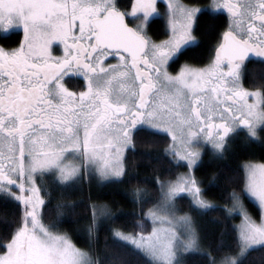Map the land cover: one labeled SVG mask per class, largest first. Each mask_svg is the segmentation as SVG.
<instances>
[{"label": "snow or ice", "instance_id": "6c2138e0", "mask_svg": "<svg viewBox=\"0 0 264 264\" xmlns=\"http://www.w3.org/2000/svg\"><path fill=\"white\" fill-rule=\"evenodd\" d=\"M209 7L229 17L214 57L172 74L170 61L196 42L200 8L168 0L170 35L157 43L148 33L150 17L161 15L158 0H0V38L22 30L14 47L0 45V191L23 206L15 229L0 241V264H98L42 222L38 179L67 187L121 177L125 150L144 136H169L166 152L191 169L201 137L222 154L242 128L257 139L264 133V83L256 91L240 83L248 57L264 58V0H213ZM247 173V190L264 210V165H249ZM159 184L162 202L148 214L169 227L114 235L153 264H180L177 248L199 245L192 217L175 214L176 197L191 193L196 210L210 205L188 174ZM233 199L227 211L239 208L244 223L219 264H244L253 246L264 248V217L256 223ZM95 225L94 214L90 233Z\"/></svg>", "mask_w": 264, "mask_h": 264}, {"label": "trees", "instance_id": "16d2710c", "mask_svg": "<svg viewBox=\"0 0 264 264\" xmlns=\"http://www.w3.org/2000/svg\"><path fill=\"white\" fill-rule=\"evenodd\" d=\"M183 1L198 5L211 2ZM120 3L126 5L128 0H120ZM150 24L149 34L154 40L168 36L167 23L162 16L152 18ZM227 24L228 18L224 13L203 9L194 27L197 42L187 46L177 60L170 62V71H179L183 64L203 66L209 62ZM18 39H22L20 32L11 34L10 39L0 38V42L6 46L15 45ZM248 63L245 84L258 89L264 83V60ZM77 83L73 81V84ZM229 141L224 154L213 157L207 152L195 168L203 194L214 201V205L196 216L205 250L184 254L181 264H211L212 259L222 260L225 252L235 249L239 216L231 215L226 205L231 203L233 194L244 198L252 215L261 217L258 205L246 193L243 163L251 160L264 162V133H260L257 139L249 137L242 128ZM170 144V137L163 133L134 139L133 146L125 154V171L121 180L100 185L85 181L66 187L48 176L38 179L44 189V223L54 224L55 230L68 234L78 247L88 250L98 264H153L142 250L118 239L111 230L118 227L137 235L151 232L153 223L146 216V211L161 198L159 181L175 178L184 169L183 164L166 152ZM142 189L144 196L138 198ZM94 203L106 205L110 213L90 233ZM177 203L181 212H194L190 196L180 195ZM22 208L8 193H0V241L15 229ZM242 259L244 264H264V248L255 246Z\"/></svg>", "mask_w": 264, "mask_h": 264}, {"label": "rangeland", "instance_id": "374dc122", "mask_svg": "<svg viewBox=\"0 0 264 264\" xmlns=\"http://www.w3.org/2000/svg\"><path fill=\"white\" fill-rule=\"evenodd\" d=\"M177 2H179V3H183V4H185V5H188V6H191V7H196V8H200L201 10H203V9H208V10H210V11H214V12H222L223 10H213L212 8H210L209 7V5H211L212 4V2H213V0H211V2L209 3V4H206V5H198V4H188L186 1H183V0H177ZM167 3H168V0H158V8H159V11H160V13H161V15L160 16H162L163 18H164V20H165V23H167V32H168V34L170 35V29H169V27H168V21H167V17H165L164 15H163V13L166 11V8H167ZM154 17H158V16H152V17H150V20L152 19V18H154ZM195 27V26H194ZM149 34V33H148ZM193 35L195 36V38H196V42H197V36H196V34L194 33V30H193ZM149 36L151 37V39L152 40H154L153 39V36H151L150 34H149ZM166 39H168V36L166 37V38H164V39H162V40H154V41H156L157 43H159V42H161V41H163V40H166ZM191 44H189L188 46H190ZM171 62V61H170ZM209 64V62L207 63V64H203V66H197V65H192L193 67H196V68H200V67H204V66H206V65H208ZM184 65V64H183ZM170 68V67H169ZM169 70V72H171L172 74H176L177 72H172V71H170V69H168ZM239 133V132H238ZM245 133L247 134V131L245 130ZM230 139V138H229ZM229 141V140H228ZM228 141L226 142V145H225V148L223 149V151H222V154H224L225 153V150H226V148L228 147ZM230 142V141H229ZM170 143H172V141H171V138H170ZM131 147V146H130ZM128 149V148H127ZM127 149L125 150V152H124V158H123V166H124V171H125V154H126V152H127ZM193 150H195V151H198L199 152V158H198V160H197V163L191 168V169H189L188 167H187V161L186 160H181V159H179V158H174L177 162H179L180 164H183L184 165V169L181 171V172H179L178 174H177V176L175 177V178H172V179H167V180H165V181H175L178 177H181V176H184L185 174H188V175H190L191 177H193L196 181H197V186L201 189V192H202V185H200V182H199V178H198V176L195 174V168L197 167V165L199 164V162L201 161V159H202V157H203V155L205 154V153H207V152H210V154L213 156V157H218V156H220L221 155V153H219V152H217L215 149H213V147H212V145L210 144V143H208L203 137H201L200 138V140L198 141V142H196L195 144H194V147H193ZM72 159H75V156H73V157H71ZM249 165H256V166H260V165H264V162L262 161V162H260V161H256V160H251V161H245L244 163H243V166H244V170H245V172H246V193L248 194V196H249V198L252 200V201H254L257 205H258V207H259V209H260V215H261V217L260 218H256L254 215H252V213L250 212V210L248 209V207H247V204H245V200H244V198L242 197H240L239 195H235V196H237L238 198H239V201H240V203L243 205V209L247 212V214L252 218V220L253 221H255L256 223H261L262 222V217H264V210H262L261 209V206H260V204H259V202H258V200L255 198V197H253V196H251V194L248 192V190H247V184H248V173H247V169H248V166ZM121 178H122V176L121 177H118V178H110V179H107V180H99V179H93L91 182H92V184H96V185H100L101 183H103V182H108V181H111V180H121ZM163 181V180H162ZM98 183V184H97ZM38 186H40V182L38 181ZM14 191H15V189H13ZM0 193H6V192H3V191H0ZM140 195H137V197L138 198H140V197H142V196H144L143 194H144V189H142V190H140V192H138ZM202 194H203V192H202ZM180 195H185V196H190L191 197V204H192V207L194 208V206H193V197H192V194L191 193H189V192H184V193H180L177 197H176V199H175V214L177 215V216H184L185 214H187L188 216H190V217H192V219L194 220V222H195V226H196V231H197V235H198V248H195V249H192V250H189V251H185L184 250V248L183 247H178L177 248V250H176V257H177V259L180 261V264H181V259H182V256L184 255V254H186V253H188V252H190V251H198V252H201V250H205L204 249V247H203V241H202V239H201V237H200V232H199V228H198V226H197V215H199V212H203L204 210H206V209H199V210H196L195 208L193 209L194 210V212L192 211V212H190V211H188V212H181L180 211V207L178 206V203H177V198L180 196ZM161 197V196H160ZM203 199L206 201V202H208V204L210 205V206H212V205H214V201H212L211 199L209 200L208 198H206V196L203 194ZM162 202V200H161V198H160V200L157 202V203H155V205H153V206H151L150 208H148V210L146 211V216L149 218V219H151V221H152V223H153V226H152V228H151V232H152V230H153V228H160V229H163V228H167V227H169L168 225H166V224H160V223H158V222H154V220H153V218L148 214L149 213V211L150 210H156V207H157V205H159L160 203ZM233 204H234V199L232 198V201H231V203L230 204H226L227 205V209H232L233 208ZM94 206H95V208L93 207V211H94V214H95V216H96V224H99V225H101L102 224V222H103V220H105V219H107V217L109 216V213H110V210H109V208L106 206V205H104V204H97V203H94ZM208 208H210V207H208ZM207 208V209H208ZM43 209V208H42ZM42 209H41V213H42ZM231 213V215L232 214H234V215H236V216H239L238 217V220L236 221V226H237V229H238V235H239V228L242 226V224L244 223V216H243V214L241 213V211H240V209L239 208H237V209H235V210H233V211H231L230 212ZM229 213V214H230ZM42 222L44 223V220H43V213H42ZM98 225V226H99ZM115 229H118L119 231H121L122 233H125V234H133V233H131V232H129V231H126V230H122L121 228H118V227H113V229L111 230V232H112V235H114V231L113 230H115ZM57 233H59V234H66V233H64V232H62V231H57V230H55ZM151 232H149V233H151ZM180 232H183V230L182 229H180V230H178V234L180 233ZM149 233H147L146 235H144V236H147ZM137 235V234H136ZM185 235H186V233H185ZM67 236H68V238L70 239V241H71V243L76 247V248H78V249H80V250H82V251H84V252H86V253H88V255L94 260V258H93V255L92 254H90L89 253V251L88 250H86V249H84V248H80V247H78L74 242H73V240L71 239V237H69V235L67 234ZM115 236V235H114ZM116 237V236H115ZM118 239H120L119 237H117ZM181 240H184V235H181ZM134 246V245H133ZM256 246H259V245H256ZM253 248H255V246H253L251 249H253ZM250 249V250H251ZM150 257V256H149ZM150 259H151V262L153 263V261H152V258L150 257ZM217 261V264H219V262L221 261V260H216Z\"/></svg>", "mask_w": 264, "mask_h": 264}, {"label": "flooded vegetation", "instance_id": "af4514ba", "mask_svg": "<svg viewBox=\"0 0 264 264\" xmlns=\"http://www.w3.org/2000/svg\"><path fill=\"white\" fill-rule=\"evenodd\" d=\"M234 2H235V0H234ZM221 10H223V9H221ZM220 13H224V14L227 16L228 20H229L228 14H227V12H226L225 10H223V11L220 12ZM225 30H226V29H225ZM225 30H224V31H225ZM17 32L22 33V30L14 28V29L12 30V33H11V34H14V33H17ZM11 34H10V35H11ZM15 42H16V41H15ZM0 45H3V46H5V47H14V46L16 45V43H15V45L10 44V45H7V46H6V45H4L2 42H0ZM257 60H264V58H261V57H253V58H250V59L246 60V62H244V64L242 65V68H241V80H240V83H241L242 86H243L245 89H247L248 91H256L257 89L251 88V87H249L248 85L245 84V77H246L245 70H246L247 64H249V63H248L249 61H257ZM111 62H112V63H115L116 61H115V59H112ZM207 63H208V62H207ZM207 63H205V64H207ZM250 102H251V100H250Z\"/></svg>", "mask_w": 264, "mask_h": 264}, {"label": "water", "instance_id": "95a60500", "mask_svg": "<svg viewBox=\"0 0 264 264\" xmlns=\"http://www.w3.org/2000/svg\"><path fill=\"white\" fill-rule=\"evenodd\" d=\"M253 57H256L254 54H251L249 57H248V59H250V58H253ZM247 59V60H248ZM246 62V61H245Z\"/></svg>", "mask_w": 264, "mask_h": 264}]
</instances>
